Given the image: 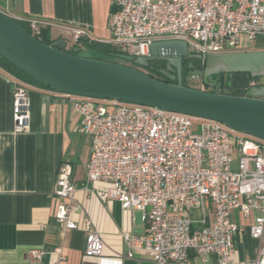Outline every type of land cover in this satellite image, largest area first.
Listing matches in <instances>:
<instances>
[{
    "label": "built area",
    "instance_id": "built-area-1",
    "mask_svg": "<svg viewBox=\"0 0 264 264\" xmlns=\"http://www.w3.org/2000/svg\"><path fill=\"white\" fill-rule=\"evenodd\" d=\"M112 37L106 43L120 54L149 56L154 41L176 39L188 51L209 53L244 51V42L264 35V0H112ZM34 37L44 23L18 17ZM84 34L78 30L76 40ZM80 115L79 134L92 137L85 188L106 201L116 199L122 209L140 214L141 234L123 233L126 257L145 251L150 264H191L193 255L212 254L218 264H238L234 238L248 231L261 242L258 256L241 264H264V140L247 135L215 119L199 118L111 99L71 96ZM14 129L31 126V99L23 82L13 88ZM239 157L236 160L235 155ZM72 166L57 173L55 194L60 203L56 221L63 231L79 227L71 217L77 190ZM252 218L249 226L232 220L234 211ZM88 233L85 252L101 257L103 239L84 219ZM60 252V251H58ZM43 251L31 249L30 259ZM61 254L60 259H64Z\"/></svg>",
    "mask_w": 264,
    "mask_h": 264
},
{
    "label": "crops",
    "instance_id": "crops-1",
    "mask_svg": "<svg viewBox=\"0 0 264 264\" xmlns=\"http://www.w3.org/2000/svg\"><path fill=\"white\" fill-rule=\"evenodd\" d=\"M111 7L112 0H0V11L14 19L41 21L49 28L52 42L62 39L65 47L74 45L78 30L84 31L80 37L88 43L109 41ZM16 80L26 85L31 99V126L21 133L15 132L12 111ZM70 98L24 74L15 75L0 63V264H150L145 251H136L133 258L125 255L123 233L145 230L140 214H135L133 223L131 212L116 199H100L95 189H105L104 182L84 187L93 140L79 134L80 115ZM67 163L77 186L71 217L79 227L63 231L56 213L60 203L68 200L56 195L55 189L58 170ZM84 219L91 220L102 235L101 257L85 252ZM232 220L242 226L253 223L238 210ZM234 245L241 264L257 258L261 242L245 231L235 236ZM31 249L42 250V259H30ZM61 254L64 259L59 258ZM218 263L214 254L207 260L198 255L191 258V264Z\"/></svg>",
    "mask_w": 264,
    "mask_h": 264
},
{
    "label": "water",
    "instance_id": "water-1",
    "mask_svg": "<svg viewBox=\"0 0 264 264\" xmlns=\"http://www.w3.org/2000/svg\"><path fill=\"white\" fill-rule=\"evenodd\" d=\"M64 40L51 44L31 35L14 18L0 11V55L21 71L56 91L71 96L111 99L219 121L264 140V85L246 95H233L184 85V61L198 60L202 70L188 66V77L219 87L225 74L264 76V49L192 54L182 40L154 41L149 56L114 54L135 65L156 68L162 80L119 62L79 56L63 50ZM232 85L231 82L228 84Z\"/></svg>",
    "mask_w": 264,
    "mask_h": 264
},
{
    "label": "trees",
    "instance_id": "trees-1",
    "mask_svg": "<svg viewBox=\"0 0 264 264\" xmlns=\"http://www.w3.org/2000/svg\"><path fill=\"white\" fill-rule=\"evenodd\" d=\"M116 8L112 5L111 7V14L115 13ZM19 24H21L26 31H28L30 34H32V31L30 29V27L21 21L16 20ZM49 28H42L41 30V34L40 35H35V37L40 40L41 42L47 43V44H51L52 40L49 38ZM74 46H93L96 47L97 49H99L100 51L102 50L103 52H107L109 54H120L119 51L113 47L112 45L108 44V43H93V42H87V40L82 39L81 37L78 38V40H76V42L74 43ZM64 50V49H63ZM66 51V50H64ZM68 53L71 54H75V55H79L76 54L72 51H66ZM0 63L1 65H3L7 70H9L10 72L14 73L15 75H21L24 74L25 76H27L28 78L36 81L37 83H39L37 80L33 79L31 76H29L28 74H26L24 71H21L18 67H16L15 65H13L12 63H10V61H7L5 58H3L0 55ZM154 72H156L157 74L161 75L160 73L157 72L156 68H154ZM155 77V76H154ZM254 78L251 77L248 73H233V74H225L224 78H223V82L220 85V87H228L229 82L232 83V85L230 86L232 89V92L230 94L233 95H246L249 88L251 87L250 81L253 80ZM169 81V80H167ZM42 84V83H41ZM44 85V84H43ZM223 93V92H221Z\"/></svg>",
    "mask_w": 264,
    "mask_h": 264
},
{
    "label": "rangeland",
    "instance_id": "rangeland-1",
    "mask_svg": "<svg viewBox=\"0 0 264 264\" xmlns=\"http://www.w3.org/2000/svg\"><path fill=\"white\" fill-rule=\"evenodd\" d=\"M66 51H72L76 54H79V56H86V57H93V58H101V59H105V60H110V61H114V62H119L125 65H129L135 68H138L140 70H142L143 72H148L147 67H143V66H139V65H135L133 62L130 61H126L124 59H121L115 55L109 54L107 52H103L101 51H97L94 50L92 48H88L86 49V47H80V46H74V47H64L63 48ZM243 50H258V49H264V35H260L258 36L254 41L252 42H244V45L242 47ZM23 75V74H22ZM152 75V74H151ZM153 76H158L159 74H154ZM188 73H184L183 76V83L186 86L189 87H194V88H199L203 89V90H208V91H213L214 92H223L226 94H230L232 92V89H230L231 87L228 86L227 88L224 87H212V86H206L202 83V81L198 78H190L188 77ZM256 79V78H255ZM259 81L262 85H264V76L263 77H259ZM239 154L238 152L235 155L236 160L238 159Z\"/></svg>",
    "mask_w": 264,
    "mask_h": 264
},
{
    "label": "flooded vegetation",
    "instance_id": "flooded-vegetation-1",
    "mask_svg": "<svg viewBox=\"0 0 264 264\" xmlns=\"http://www.w3.org/2000/svg\"><path fill=\"white\" fill-rule=\"evenodd\" d=\"M190 63H192L193 64V69H194V71L195 70H202V65H201V63H200V61L198 62V60H190V61H184V65L185 66H187V68H186V73L189 71L188 70V66H189V64ZM147 70H148V72H147V74H149V75H151V76H153L154 74L156 75L157 73L156 72H154V68H153V66L151 65L150 67H147ZM154 77V76H153ZM155 77H157V78H159V79H162V80H168V78L166 77V76H164V75H159V77L158 76H155ZM250 84H251V87L253 86H258V85H262L261 83H260V81H259V78H254L253 80H251L250 81Z\"/></svg>",
    "mask_w": 264,
    "mask_h": 264
}]
</instances>
